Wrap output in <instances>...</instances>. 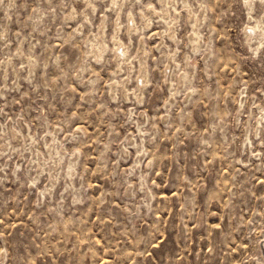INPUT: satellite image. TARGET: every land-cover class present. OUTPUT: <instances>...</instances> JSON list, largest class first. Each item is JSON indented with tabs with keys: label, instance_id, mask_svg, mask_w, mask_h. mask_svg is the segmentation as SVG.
<instances>
[{
	"label": "rangeland",
	"instance_id": "1",
	"mask_svg": "<svg viewBox=\"0 0 264 264\" xmlns=\"http://www.w3.org/2000/svg\"><path fill=\"white\" fill-rule=\"evenodd\" d=\"M264 0H0V264H264Z\"/></svg>",
	"mask_w": 264,
	"mask_h": 264
},
{
	"label": "bare ground",
	"instance_id": "2",
	"mask_svg": "<svg viewBox=\"0 0 264 264\" xmlns=\"http://www.w3.org/2000/svg\"><path fill=\"white\" fill-rule=\"evenodd\" d=\"M261 248H262V255H264V243L261 245Z\"/></svg>",
	"mask_w": 264,
	"mask_h": 264
},
{
	"label": "water",
	"instance_id": "3",
	"mask_svg": "<svg viewBox=\"0 0 264 264\" xmlns=\"http://www.w3.org/2000/svg\"><path fill=\"white\" fill-rule=\"evenodd\" d=\"M263 240H264V238L261 240V242H260V245H262V244H263Z\"/></svg>",
	"mask_w": 264,
	"mask_h": 264
}]
</instances>
